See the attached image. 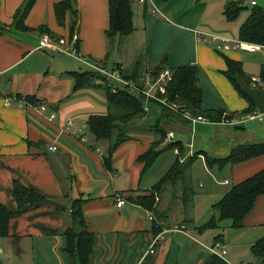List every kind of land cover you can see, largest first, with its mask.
I'll list each match as a JSON object with an SVG mask.
<instances>
[{
  "label": "crops",
  "instance_id": "1",
  "mask_svg": "<svg viewBox=\"0 0 264 264\" xmlns=\"http://www.w3.org/2000/svg\"><path fill=\"white\" fill-rule=\"evenodd\" d=\"M26 1L0 0V24L11 26ZM228 1L146 0L139 4L132 0L133 32L109 41L108 0H76L78 23L72 34L71 13L67 11L62 24L55 18L54 7L60 0H34L18 27L0 32V203L10 211L17 210L11 195L13 180L47 199L8 224L9 236L0 238L5 264H71L63 251L62 232L69 226L71 202L79 199L85 201L81 208L94 241L89 264H205L212 256L216 236H221L228 264L255 263L250 248L264 236V195L255 199L239 228L224 220L217 230L198 229L217 216L212 207L231 187L264 170V154L220 170L207 167L204 161V154L224 159L238 145L264 143V85L255 87L252 82L259 78L264 83V48L253 53L239 49L219 53L197 40V32L238 40L251 1L264 11V0H249V6L245 5L248 1L243 3L246 9L238 21L228 22L223 15ZM153 9L157 10L154 14ZM44 33L54 40L76 38L83 60L38 50ZM163 57L164 68L190 66L198 70L202 110L221 111L233 119L250 112L262 120L238 124L235 132L230 130L233 126L207 119V124H190L196 135L205 136L182 144L181 155L178 149L168 148L173 141L166 136L157 157H162L161 168L143 172L144 164L137 158L159 140L153 128L160 117L155 108L151 115L123 126L128 139L110 155L111 141H96L86 123L90 116L107 114V90L95 81L74 90L71 73L116 65L127 74L136 65L142 78ZM226 58L241 63L244 76H237V81L247 98L224 76ZM15 97H33L47 110L40 113L30 107L6 106V101ZM51 112L55 113L53 120ZM159 124L187 131L166 121ZM213 133L222 136L213 141ZM50 145L57 147L56 152L48 151ZM176 159L181 165L199 161L201 175L208 176L211 184L199 183L201 191L196 193L191 165L187 182L183 174L155 193L153 210L137 203L139 196L153 191ZM120 200L123 204L117 206Z\"/></svg>",
  "mask_w": 264,
  "mask_h": 264
},
{
  "label": "trees",
  "instance_id": "2",
  "mask_svg": "<svg viewBox=\"0 0 264 264\" xmlns=\"http://www.w3.org/2000/svg\"><path fill=\"white\" fill-rule=\"evenodd\" d=\"M166 3L168 0H162ZM245 0H229L223 9V15L228 22H233L239 17L240 13L245 10L243 6ZM34 0H27L26 3L15 13L13 23L9 27L16 28L19 23L29 13ZM76 0H60L55 4L54 11L55 18L58 24H62L67 13H71L72 20L70 23V33L72 34L77 27L78 15L74 10ZM251 5L249 15L240 25L238 29V41L243 43H250L264 47V11L262 8ZM109 10V28L106 31V37L109 41L115 37H127L133 30V10L132 0H108ZM0 24V32H4L9 28ZM44 30V29H41ZM166 57H163L159 64L152 70L154 74L165 67ZM227 70L224 73L229 81L232 83L238 94L244 98L247 95L240 89L237 81V76H244L242 65L238 61H233L226 58ZM136 66V65H135ZM132 69L130 73L122 72L120 66L116 68L121 76L129 81L138 83L140 80L138 66ZM172 80L167 87V96L173 101L178 109L176 111L161 108L154 103H147L149 112H144L143 106L146 103L143 98L137 97L128 90H118L113 93L107 90L108 112L106 115L90 116L87 120V126L90 133L94 136L96 141L110 140L111 147L109 154L117 148L121 143L127 141L125 127L135 119H142L152 114V110L158 109L160 113L159 120L154 125L156 134H159V140L154 141L146 152L138 156L137 160L144 164L143 172H145L157 159L163 149L160 147L167 133L170 132L163 125L157 123L166 121L181 127H190V120L185 118V114L191 117H203L210 122H221L223 113L221 111L201 109L202 103V89L198 83V70L195 67L184 66L172 69ZM262 73L264 74V68ZM75 79L74 90L81 87L91 86L92 81L99 78L100 75L93 72L71 73ZM19 98V97H17ZM26 102L36 104L33 97L24 98ZM250 113V112H246ZM228 116V115H227ZM231 119L232 116L226 117ZM113 134L116 137L112 141ZM168 148L178 149L179 155L182 154V143L180 141L172 142ZM264 154V143L261 144H244L234 147L227 158L213 159L209 156L205 157L207 167H215L220 170L226 165H234L242 161ZM105 160H108L107 158ZM189 164V163H188ZM185 167V166H184ZM185 168L178 162L174 161L173 166L160 179V181L153 187V191L147 196H139L136 202L148 210H153L155 206L156 192L167 182L181 178L184 174ZM12 198L17 205L16 211H10L3 204L0 203V238L9 236V223L12 219L23 215L31 208L38 207L47 199L41 193L33 188L26 187L17 180L12 182ZM264 195V170L257 172L253 176L231 187L224 197L212 207L217 213L216 217L209 220L203 227H199V231L219 228V225L224 220H230L233 228H239L244 216H246L252 209L255 199ZM186 202V200H184ZM84 200H75L70 204L69 226L62 232L65 245L64 250L70 257L71 264H89V258L93 253V236L88 232V226L83 215L82 208ZM221 236H216L215 245L219 242ZM220 243V242H219ZM251 254L255 259L254 264H264V236L255 241L251 248ZM205 264H228L225 260L213 255L208 258Z\"/></svg>",
  "mask_w": 264,
  "mask_h": 264
},
{
  "label": "built area",
  "instance_id": "3",
  "mask_svg": "<svg viewBox=\"0 0 264 264\" xmlns=\"http://www.w3.org/2000/svg\"><path fill=\"white\" fill-rule=\"evenodd\" d=\"M139 4H144L146 0H137ZM255 1H251V5H255ZM157 10L153 9L152 13H156ZM197 40L200 43L209 44L212 45V48H214L215 51L222 53L229 50L239 49V50H246L247 52L253 53L256 51H261L264 47L256 44H250V43H243L238 40H232L229 38H224L221 36L213 35V34H206L203 32H197ZM38 50H44V51H50L55 54H59L65 57H70L72 59L80 60L81 58L79 54V47L76 41V38L69 39L68 38H57L54 40V38L48 34L44 33L41 35V37L38 40L37 45ZM93 71L97 72L100 77L95 79L96 84L99 83V85H102L105 88H110L112 94L117 93L118 90H128L130 93L134 94L137 97H141L146 102L144 104V112H149V107L147 103H154L155 105L171 110L176 111L178 109V106L170 100V98L167 96V87L172 80V71L167 68H163L162 70L158 71L156 74H154L152 71L146 72L142 78H140L139 83H127V80H124L121 76V73L116 68L111 69H101L99 67L93 66ZM112 80L118 81L120 84L119 86H113ZM253 84L255 87L257 86H263L264 83L259 78L253 79ZM15 105L18 108H25L30 107L33 110L43 113L47 110L46 106L43 104H29L26 102L24 98H12L8 99L6 101V106H12ZM227 115L223 116V119L220 123L227 124L230 126H236L238 124L244 123L246 121H252V120H259L261 121L262 118L260 115H257L255 113H248L245 115H242L238 118H231L227 119ZM185 118L190 120L191 124H194L195 122H207L206 119L203 117H191L189 114H185ZM50 119H55V113L51 112ZM173 134L170 132L167 133V140H172ZM172 138V139H171ZM170 143V142H169ZM49 152H56L57 147L55 145L48 146ZM123 204V201L117 202V206H121ZM150 220H155V218L152 215H149ZM178 229V228H176ZM180 229H184L182 226ZM178 229V230H180ZM153 252V251H151ZM211 254L218 256L220 259L225 260L226 257V250L224 249L223 245L221 243H216L211 247Z\"/></svg>",
  "mask_w": 264,
  "mask_h": 264
},
{
  "label": "rangeland",
  "instance_id": "4",
  "mask_svg": "<svg viewBox=\"0 0 264 264\" xmlns=\"http://www.w3.org/2000/svg\"><path fill=\"white\" fill-rule=\"evenodd\" d=\"M246 1H248V2L245 4ZM244 4L247 5V6H249V0H245L244 1ZM236 21H238V20L236 19L235 22ZM114 49H116V47ZM123 79L124 80H127L125 78H123ZM131 82L132 81L127 80V83L131 84ZM132 83H135V82H132ZM112 85L113 86H119V88H120V84L116 80H112ZM106 89H108L109 91H111L110 88H106ZM246 122H249V121H246ZM254 123H256V122H254ZM205 124H207V122ZM234 128H235V126H233V127L230 128L231 132H235V129ZM185 129L187 130V131H185V133H184L183 130L178 129L176 127H173L171 129L168 128L167 130H169L170 132H172V134L174 136V138L172 139L173 142L174 141H180L182 144H188L190 142V140L192 141L194 139L195 136H200V137H204L205 136L204 134H199V135L197 134L196 135V132L192 128H190V127H186ZM221 136L222 135L220 133H213L212 134V137H211V140L216 141V140L220 139ZM205 145L207 146V142H205ZM206 146H203V147L206 148V153H207V147ZM165 152L166 153H171V151H165ZM204 155L207 156V154H204ZM161 158L162 157H160L158 160L156 159L153 162V164L151 165L152 167L150 166L148 169L151 168L150 170H155V169L156 170H159L161 168V165H160L161 164L160 163L161 162L160 160H162ZM191 165H192V168H193L194 173L196 174V177L193 178L191 184L193 185L192 187L197 188L196 189V193H197V192H200L201 191V188L198 187L199 183H201L202 185H203V183H206L207 186H209L211 184V180H210V178L208 176H207V178H204L203 175H201L202 174V167H201V165H199V161H194V162L191 161L189 164L187 162L186 164L182 165L183 168H185L184 176L182 177V179H185L186 182L188 181L187 173L189 172V169H190ZM215 175L218 178H220V175H219V173L217 171H215ZM2 253H3V250H2V246L0 245V264H5L4 263V258H3L4 256H3Z\"/></svg>",
  "mask_w": 264,
  "mask_h": 264
},
{
  "label": "water",
  "instance_id": "5",
  "mask_svg": "<svg viewBox=\"0 0 264 264\" xmlns=\"http://www.w3.org/2000/svg\"><path fill=\"white\" fill-rule=\"evenodd\" d=\"M236 129H240V128H236Z\"/></svg>",
  "mask_w": 264,
  "mask_h": 264
}]
</instances>
